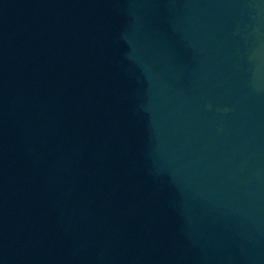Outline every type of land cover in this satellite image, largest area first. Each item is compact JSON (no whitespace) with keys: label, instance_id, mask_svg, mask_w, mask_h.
Returning <instances> with one entry per match:
<instances>
[{"label":"water","instance_id":"obj_1","mask_svg":"<svg viewBox=\"0 0 264 264\" xmlns=\"http://www.w3.org/2000/svg\"><path fill=\"white\" fill-rule=\"evenodd\" d=\"M0 264H264V0H0Z\"/></svg>","mask_w":264,"mask_h":264}]
</instances>
